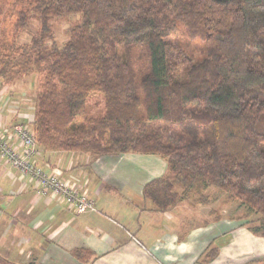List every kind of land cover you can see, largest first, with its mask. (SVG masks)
<instances>
[{
	"label": "trees",
	"instance_id": "1",
	"mask_svg": "<svg viewBox=\"0 0 264 264\" xmlns=\"http://www.w3.org/2000/svg\"><path fill=\"white\" fill-rule=\"evenodd\" d=\"M68 17L59 45L52 22ZM29 76L40 148L160 157L165 175L143 188L157 211L206 205L213 189L242 204L235 219L254 216L248 231L264 240V0H0V88ZM95 94L103 112L74 126Z\"/></svg>",
	"mask_w": 264,
	"mask_h": 264
},
{
	"label": "crops",
	"instance_id": "2",
	"mask_svg": "<svg viewBox=\"0 0 264 264\" xmlns=\"http://www.w3.org/2000/svg\"><path fill=\"white\" fill-rule=\"evenodd\" d=\"M6 97L1 90L0 129L19 147L13 128L32 130V107L2 104ZM33 162L86 193L96 212L77 215L57 198L37 196L30 178L0 159V256L13 264H258L264 254L257 247L264 240L236 226L234 216L200 215L185 201L157 211L144 200V186L167 171L160 157L124 154L93 160L81 152L38 146ZM209 249L218 255L202 263ZM78 250L87 252L90 261L77 260Z\"/></svg>",
	"mask_w": 264,
	"mask_h": 264
},
{
	"label": "rangeland",
	"instance_id": "3",
	"mask_svg": "<svg viewBox=\"0 0 264 264\" xmlns=\"http://www.w3.org/2000/svg\"><path fill=\"white\" fill-rule=\"evenodd\" d=\"M75 20H76V17H70V18L68 17V18L55 19L52 22V31H53L54 38L57 44L59 45L63 44L67 40V30L72 26ZM35 29H36V23H32L30 27V32L20 36L19 38L20 43L28 42L30 35L35 31ZM175 39L180 44L187 45L188 47L193 46V44L192 43L190 44V42L183 35ZM196 50L198 52L199 49H197L196 47ZM196 55H200V53L198 52L196 53ZM135 60L138 61V63H143V64L145 63V60L138 58L137 55L135 57ZM36 87H37V83L33 76L16 79L14 82H12V84H7L0 88V93H1V90L6 91L8 93V97L2 100V104H17L18 110L20 107L22 109L24 104L26 105L32 104V100L34 99V95L36 92ZM103 104L104 103L100 95H96V94L92 95L89 98V101L87 104V113L83 116L77 117L75 121L73 122V125L76 127L78 126L79 128H83V129L88 127V125L90 124V121L94 119L95 117L101 115V113L103 112L104 110ZM208 193L210 194L209 195L210 203L206 205H202V204H196L194 202L186 201L185 204L188 205L187 208L189 209L191 206V208L193 207V210L195 213L198 212V214L204 215V216L207 213H209L208 216H210L211 214L212 217L213 216L215 217L219 215L220 213V215H224V217L234 216L238 218V216L245 213L246 211L245 207L239 202L225 201L226 199H224V196L218 194V192L213 189H209ZM199 208L201 209L200 211H198ZM182 211L185 212V205L182 206ZM235 221H237V223L235 224L236 226H239L240 228L245 229L247 231H248L249 226H254L256 224L254 216L248 217L246 220L241 219V221H238L237 219ZM257 247H258L260 254H262L264 252V242L263 243L259 242ZM0 258L5 259L2 256H0ZM5 260L8 261L7 259ZM9 263L13 264L11 262ZM0 264H3V263H0ZM24 264H27V263H24ZM225 264H232V263L230 261H227V263ZM234 264H236V262ZM258 264H264V254H262L261 257H259Z\"/></svg>",
	"mask_w": 264,
	"mask_h": 264
},
{
	"label": "built area",
	"instance_id": "4",
	"mask_svg": "<svg viewBox=\"0 0 264 264\" xmlns=\"http://www.w3.org/2000/svg\"><path fill=\"white\" fill-rule=\"evenodd\" d=\"M13 134L20 143L19 147L11 144L7 133L0 129V159L6 161L21 177L30 178L37 196L57 198L77 215L96 212L94 202L86 193L78 191L73 185L33 162L38 145L27 126H15Z\"/></svg>",
	"mask_w": 264,
	"mask_h": 264
}]
</instances>
